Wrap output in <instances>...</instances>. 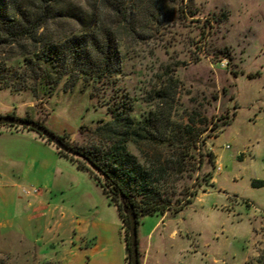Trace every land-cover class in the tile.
Listing matches in <instances>:
<instances>
[{"label": "rangeland", "instance_id": "374dc122", "mask_svg": "<svg viewBox=\"0 0 264 264\" xmlns=\"http://www.w3.org/2000/svg\"><path fill=\"white\" fill-rule=\"evenodd\" d=\"M69 1L76 10L92 6L91 0ZM99 4V19L103 27L114 29L123 58L115 86L120 94L138 100L136 116L145 112L178 121L192 109L205 110L211 135L206 147L218 160L212 167L206 162L199 166L192 159L198 157V147L184 149L195 173L177 185L190 187L187 199L192 202L175 216L140 217L141 264H258L264 248V12L247 20L239 10L229 15L226 0H100ZM56 26L73 29L68 20H56ZM253 41L261 46L253 49ZM170 85L176 86V105L157 97L159 89ZM109 97L106 85L84 83L81 76H65L51 97L2 86L0 116L40 123L71 147L81 148L96 141L94 130L110 121ZM158 150L163 157L170 155L167 148ZM209 172L214 181L205 184ZM93 179L74 181L52 203L63 204L64 199L69 217L80 219L79 240L96 252L83 264H125L119 212ZM193 191L198 196L188 198ZM54 206L51 215L58 218L60 211L52 212ZM23 213L28 219L31 209ZM107 223L112 225L108 235H92ZM52 226L46 215L34 233H24L27 242L18 248H10L8 242L3 246L6 236L0 230V264H58L16 254L32 250L31 245L51 254L58 250L61 237L51 241ZM7 250L12 252L10 258Z\"/></svg>", "mask_w": 264, "mask_h": 264}, {"label": "trees", "instance_id": "16d2710c", "mask_svg": "<svg viewBox=\"0 0 264 264\" xmlns=\"http://www.w3.org/2000/svg\"><path fill=\"white\" fill-rule=\"evenodd\" d=\"M91 1V7L76 10L69 0H32L30 3L0 0V55H3L0 81L3 78V89L30 90L35 96L47 97L54 94L65 76H81L84 83L106 85L110 94V121L94 130L96 141L85 147H74L100 169L101 175L86 161L56 149L79 169L89 172L117 207L125 232V260L130 264L129 211L135 212L138 226L143 216L177 215L192 202L187 199L190 187L177 185V181L191 180L195 173L184 149L189 152L198 147L200 153L192 159L199 166L205 162L214 166L216 156L206 147V138L211 136L207 133L210 126L206 111L200 107L183 113L178 121L169 115L159 117L145 112L139 118L136 116L138 100L127 96L128 93L120 94L115 86L123 71L116 33L111 27H103L99 19L100 0ZM115 7L117 13L122 12L118 3ZM56 20H68L73 29L63 31L56 26ZM175 87L159 89L157 97L176 105ZM59 138L68 144L63 137ZM159 147L167 148L170 155L163 157ZM203 180L209 184L212 173ZM198 194L193 191L188 198L195 199ZM257 262L264 264V248Z\"/></svg>", "mask_w": 264, "mask_h": 264}, {"label": "crops", "instance_id": "0c3cea01", "mask_svg": "<svg viewBox=\"0 0 264 264\" xmlns=\"http://www.w3.org/2000/svg\"><path fill=\"white\" fill-rule=\"evenodd\" d=\"M86 178L93 179L87 171L79 169L77 164L61 156L56 147L39 136L14 129L0 131V230L3 229V237L6 236L3 246L7 242L10 248L23 246L27 242L24 233H34L38 223L50 215L53 220V226L50 227L53 233L51 241L61 237L59 249L51 254L49 251H36L31 245L32 250L25 253L17 251L16 254L58 264H83L86 257L93 258L96 255L94 249H85L79 240L80 219L75 221L69 217L64 199L63 204L54 206L52 203L54 197L62 198L74 181ZM33 189L38 192L31 193ZM24 198H27L26 201ZM53 206L52 212L60 211L58 218L51 215L50 209ZM28 209H31V214L26 219L23 212ZM24 218L27 221H22ZM111 226L109 223L100 225L98 232L95 229L92 235L98 233L104 237L110 232ZM52 247L56 245L52 244ZM5 253L9 258L12 255L8 250Z\"/></svg>", "mask_w": 264, "mask_h": 264}, {"label": "water", "instance_id": "95a60500", "mask_svg": "<svg viewBox=\"0 0 264 264\" xmlns=\"http://www.w3.org/2000/svg\"><path fill=\"white\" fill-rule=\"evenodd\" d=\"M2 126H13L31 129L43 136L44 138L50 140L51 144L57 147L60 151L76 158H80L86 161L87 165L95 171L98 175H101V171L99 168L93 164L90 160L85 158L79 151L69 146L65 142H63L55 133L47 129L40 123H36L34 121L19 119L11 115L0 116V127ZM130 217V242L132 245V256L130 264H140L139 262V241H138V225H137V216L133 210L129 211Z\"/></svg>", "mask_w": 264, "mask_h": 264}, {"label": "clouds", "instance_id": "9594fccd", "mask_svg": "<svg viewBox=\"0 0 264 264\" xmlns=\"http://www.w3.org/2000/svg\"><path fill=\"white\" fill-rule=\"evenodd\" d=\"M225 10L229 15L239 10L242 17L247 20L264 12V0H226ZM260 46L258 41L252 42L253 49H257Z\"/></svg>", "mask_w": 264, "mask_h": 264}, {"label": "built area", "instance_id": "2783aa9c", "mask_svg": "<svg viewBox=\"0 0 264 264\" xmlns=\"http://www.w3.org/2000/svg\"><path fill=\"white\" fill-rule=\"evenodd\" d=\"M217 170H221V168H220V167H217ZM37 192H38L37 189H33V190L31 191V193H34V194H36Z\"/></svg>", "mask_w": 264, "mask_h": 264}]
</instances>
